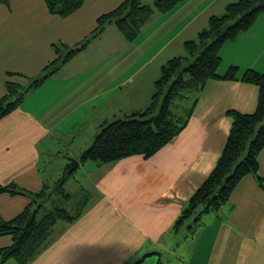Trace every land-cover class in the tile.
Wrapping results in <instances>:
<instances>
[{
	"label": "crops",
	"instance_id": "1",
	"mask_svg": "<svg viewBox=\"0 0 264 264\" xmlns=\"http://www.w3.org/2000/svg\"><path fill=\"white\" fill-rule=\"evenodd\" d=\"M123 1L85 0L66 18L50 14L44 0L0 4V98L6 93L7 80L28 83L8 72L38 75L56 58L54 43L81 41L96 27L100 15ZM200 2L204 1L182 0L167 13L156 11L141 32L149 31L150 37L158 39L153 47L148 35L129 42L109 24L85 50L28 92L23 104L0 120V183L15 182L38 190L44 181L59 177L70 158L80 160L100 131L102 120L145 108L163 64L186 55L185 42L196 39L212 15L225 11V3L216 11L212 7L215 0ZM258 41L263 43V37ZM126 50H130L129 57L123 53ZM161 50L162 57L153 67L156 73L148 75L149 80L138 79ZM108 58H113L110 66L102 64ZM138 59L142 62L137 65ZM247 62V68L264 72V63ZM143 83L147 84L146 103H128L135 91L145 89ZM258 96L255 84L211 79L198 93L187 126L154 155H131L102 164L80 160L77 171L82 165L91 168L83 182L90 185L94 180L88 205L73 223L58 222L53 241L29 264H132L138 259L137 264H142L155 256L161 261L160 250L173 252L180 264H264V188L253 174L242 177L218 214L204 216L194 236L170 231L223 151L233 123L228 110L253 112ZM120 100L121 106L116 104ZM82 125L94 132L91 141L86 137L76 151L73 137ZM259 162L264 178V148ZM31 201L26 195L2 193L0 215L11 219ZM12 241L10 235L0 236V247Z\"/></svg>",
	"mask_w": 264,
	"mask_h": 264
},
{
	"label": "trees",
	"instance_id": "2",
	"mask_svg": "<svg viewBox=\"0 0 264 264\" xmlns=\"http://www.w3.org/2000/svg\"><path fill=\"white\" fill-rule=\"evenodd\" d=\"M181 1L124 0L100 15L96 27L81 41L74 45L54 43L52 46L57 56L38 75L30 77L20 72H8L10 76L28 79V83L6 81V93L0 98V120L20 107L28 92L43 85L62 65L101 36L109 24H114L126 40L134 42L156 11L167 13ZM44 2L50 14L66 18L80 9L85 0ZM0 4L9 6L10 2L0 0ZM263 11L264 0H238L228 3L222 14L212 15L197 38L185 42L186 55L174 56L163 64L149 104L112 122L105 121L92 144L82 151V162L100 164L137 154L150 157L187 126L198 102V93L209 80H242L257 85L258 105L253 112L228 110L233 123L223 151L215 167L172 224L170 231L174 234L194 236L203 225L204 216L218 214L245 175L253 174L264 188L259 162V154L264 148V72L255 68L240 70L237 64L230 65L224 72L220 68L224 44L248 31ZM59 177L44 181L38 190H30L15 182L0 183V194H22L32 200L11 219L0 215V236L10 235L13 240L10 245L0 247V264L13 258L18 264H29L53 241L58 222L70 224L82 216L88 202L71 214L66 204L71 201L72 194L64 185L57 186Z\"/></svg>",
	"mask_w": 264,
	"mask_h": 264
},
{
	"label": "rangeland",
	"instance_id": "3",
	"mask_svg": "<svg viewBox=\"0 0 264 264\" xmlns=\"http://www.w3.org/2000/svg\"><path fill=\"white\" fill-rule=\"evenodd\" d=\"M203 1L204 2H200L199 4H203L207 1H212V0H203ZM215 1L216 2L214 3V5H212V7L216 11H218V9L221 8L220 5H222L224 3H225V5H227L226 3L236 2L238 0H215ZM147 2L153 3V0H147ZM207 21L209 22V20H207ZM172 22L173 21L171 20L167 24L172 23ZM150 29H151V27H150ZM186 31L189 32V29ZM143 32L144 33H142L140 35V39L143 38L145 35H148L147 37L150 39L151 47H153V45L155 44L156 41H158V39L150 37L149 31L148 32L143 31ZM120 35H121V33H120ZM262 37H263V41H264V11L259 15V17L256 20V22L254 23V25L248 31L242 32L235 40L227 41L224 44V46L222 47V50H221L223 60H222V64H221L220 68L224 69L225 67H229V64L233 61V58L235 59L234 64H237L239 66L240 70L247 69V67H248L247 63H249L247 61H249V60L254 62L253 65L258 64V65L262 66V63H264V42L259 44V41H258ZM175 40L176 39L172 40L171 43L174 44ZM147 42L148 41L146 40L144 42V44H147ZM261 51H263V52H261ZM129 52H130V50L123 51V53L125 54L126 57H129V56H127V53L129 54ZM163 52L164 51L161 50L160 53L154 58V60L152 62H150L149 66H148L150 68H148L146 70L147 67H145L144 73L140 74L138 79L139 78H147V80H149L148 75L152 76V75H154V73H156V69L153 67L156 66V64L158 63V59H159V57H162L161 54H163ZM253 55H255L257 58H255ZM150 56L151 55H148L147 57H150ZM112 59L113 58H108V59H106L105 63H102V64L110 66L109 60H112ZM136 61H137V65L142 62V60L139 61V59ZM225 69H227V68H225ZM262 69H264V66ZM261 72H263V71H261ZM146 86H147V84L143 83V87H145V89L142 90V92L135 91L133 93L131 100L128 103H130L132 105H134L135 103H138V102H145L146 103V99L148 96L147 94H145V92L147 90ZM154 87H155V82L153 83V86H151V89L154 90ZM122 100H120V102H116V101L115 102H116V104H120V106H121ZM184 113H186V112L184 111ZM102 118H103V116L100 113V119H102ZM117 119H119V118H117ZM114 120H116V119L112 118V120H109V122H112ZM104 122L105 121L102 120V122L100 123V130L102 129L101 127H102V124ZM83 127H84V125L80 126L78 129L75 130V133H77V135H74L73 138H75L76 141L72 144V147H74L76 149V151H79V149L81 147L80 145L86 137H88L89 141H91V138L93 136L94 131H92L88 127H86V128H83ZM64 133L66 135L72 134L71 132H66V131H64ZM66 135L62 136L61 134H59V137H63V140H64L66 138ZM95 135H97V134H95ZM89 143L91 144V142H89ZM90 144H89V146H90ZM56 149H59V148L56 147ZM55 161H56V158H55ZM88 163H90V161H88ZM88 166L89 165H82L80 167V170H78V171L75 170L74 173L72 174V176L64 184L65 189L72 194L71 201L66 204V207L71 214H75L77 212V210L81 206H83L84 203L88 202V200L91 197V195H89L88 192L91 191V193H92V182L94 180H92L90 185H89V183L85 184L83 182V176L89 171V169H91L90 166L89 167ZM46 169H49V167L47 166ZM159 255L162 256V259H161L162 264H180V260L176 257V255L173 252L172 253L171 252L165 253V252H162L160 250ZM159 261H160V256H155V259H153L151 262L144 260V262L142 264H152L153 262H154V264H157ZM138 262H139V259L134 261L132 264H137ZM7 264H18V262L13 258V259H10L9 263H7Z\"/></svg>",
	"mask_w": 264,
	"mask_h": 264
},
{
	"label": "water",
	"instance_id": "4",
	"mask_svg": "<svg viewBox=\"0 0 264 264\" xmlns=\"http://www.w3.org/2000/svg\"><path fill=\"white\" fill-rule=\"evenodd\" d=\"M80 161L78 158H71L63 168L61 176L57 180V186L63 185V183L71 176V174L78 168Z\"/></svg>",
	"mask_w": 264,
	"mask_h": 264
}]
</instances>
